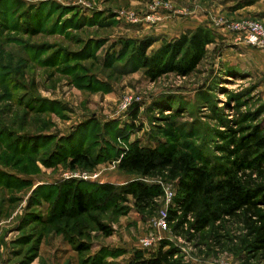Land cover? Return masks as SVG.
I'll return each instance as SVG.
<instances>
[{"label":"rangeland","instance_id":"374dc122","mask_svg":"<svg viewBox=\"0 0 264 264\" xmlns=\"http://www.w3.org/2000/svg\"><path fill=\"white\" fill-rule=\"evenodd\" d=\"M257 9L264 0H0V264H129L143 239L154 241L146 254L165 243L182 264H264L242 247L241 218L200 232L193 216L171 220L178 181L127 174L116 160L133 143L161 142L222 165L235 138L264 135V65L229 30L250 18L237 10ZM198 27L216 40L191 75L155 78L141 66L138 43L152 40L146 57L161 55ZM76 152L90 162L74 163ZM65 181H140L164 194L145 210L114 197L63 217Z\"/></svg>","mask_w":264,"mask_h":264},{"label":"trees","instance_id":"16d2710c","mask_svg":"<svg viewBox=\"0 0 264 264\" xmlns=\"http://www.w3.org/2000/svg\"><path fill=\"white\" fill-rule=\"evenodd\" d=\"M215 40V34L211 30L198 27L167 43L162 56L158 52L151 57H146V52L152 46V40L141 41L138 43L142 55L141 66L148 70L153 68L156 71L155 78L164 73L187 77L205 60L207 48ZM127 45L128 43H123V48ZM159 56H164V60L156 65ZM131 114L135 121L139 111H132ZM232 142L236 149L229 150L222 165L213 159L208 161L200 155L180 151L176 145L161 142L153 147L133 143L128 150L117 155L116 160L119 162V169L127 174L144 178L166 175L169 179L178 181V194L174 199L177 210H170L171 220L173 217L186 219L193 216L194 224L191 227L200 232L225 216L241 218L246 230L242 247L255 256L256 253H264V135L255 129L240 140L235 138ZM72 156L76 164L90 162L87 154L76 152ZM58 186V204L63 217L72 212L76 216L87 214L91 203L102 205L114 197L124 200L131 196L135 205L145 210L164 194L160 186L140 181H132L120 187L77 181H65ZM99 194L102 196L97 197ZM98 226L103 232L110 234L106 226ZM166 246L162 243L157 251L149 254L142 248L137 249L129 264H182L175 259L176 249L171 247L165 250Z\"/></svg>","mask_w":264,"mask_h":264},{"label":"built area","instance_id":"2783aa9c","mask_svg":"<svg viewBox=\"0 0 264 264\" xmlns=\"http://www.w3.org/2000/svg\"><path fill=\"white\" fill-rule=\"evenodd\" d=\"M152 17H148L151 20ZM229 30L234 37V41L239 44L246 45L251 48L264 50V23L258 19H243L233 22L229 25ZM165 197L173 200L175 195L171 191H166ZM170 201V202H171ZM168 213L165 211L155 222L158 232L164 233L168 230ZM152 239H143L141 241L142 249H151L153 246Z\"/></svg>","mask_w":264,"mask_h":264},{"label":"crops","instance_id":"0c3cea01","mask_svg":"<svg viewBox=\"0 0 264 264\" xmlns=\"http://www.w3.org/2000/svg\"><path fill=\"white\" fill-rule=\"evenodd\" d=\"M243 12H244V10H237L235 13H239V14H241L242 17H243V16H250V18L258 19V20H260L261 22L264 23V11H263V9H257V11H255V12L251 11V12H249V13H247V12H244V13H243ZM236 15H237V14H236ZM237 16H238V15H237ZM247 18H248V17H247ZM231 40H232V42H233L234 44H236V45H238V46H241V48H244V49H253V50H255L256 53H257V55H258L257 58H258V60H259V64L261 65V64L263 63V65H264V50L254 49V48L248 47V46H246V45L236 43V42L234 41V37H232V36H231Z\"/></svg>","mask_w":264,"mask_h":264}]
</instances>
